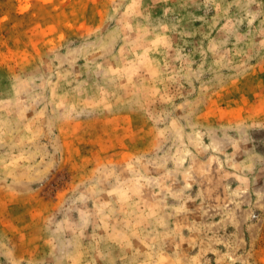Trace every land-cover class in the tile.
<instances>
[{
    "label": "rangeland",
    "instance_id": "1",
    "mask_svg": "<svg viewBox=\"0 0 264 264\" xmlns=\"http://www.w3.org/2000/svg\"><path fill=\"white\" fill-rule=\"evenodd\" d=\"M0 264H264V0H0Z\"/></svg>",
    "mask_w": 264,
    "mask_h": 264
}]
</instances>
